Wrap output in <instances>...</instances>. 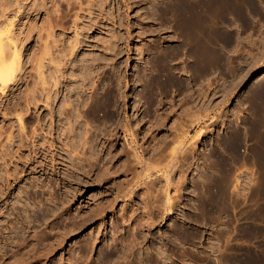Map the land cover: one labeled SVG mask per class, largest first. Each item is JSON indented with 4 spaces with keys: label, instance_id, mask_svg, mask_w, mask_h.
I'll return each instance as SVG.
<instances>
[{
    "label": "rangeland",
    "instance_id": "rangeland-1",
    "mask_svg": "<svg viewBox=\"0 0 264 264\" xmlns=\"http://www.w3.org/2000/svg\"><path fill=\"white\" fill-rule=\"evenodd\" d=\"M16 1L24 7L21 14L16 6L10 11L9 29L13 36L19 37L18 43L24 45L21 75L26 76L25 82L12 91L0 93V234H4L3 239L11 237V243L15 239L20 241L22 246L19 253H16L18 248L7 247L8 256L11 254L13 258L6 257L5 263L27 264L25 260L30 258L32 262L36 256L31 251L38 244L37 250L45 252L42 251L43 256L42 252L38 253L39 259L33 260L34 264H264V98L255 96L254 83L264 75V0H57L62 19L58 21L63 22V27L56 29L58 43L52 44L56 49L51 53L65 78L58 74L62 85L58 94L53 93L52 97L58 96L52 99L50 107L42 101L36 110L32 106L33 111L28 112L32 128L44 125V130L39 131V145L35 144L40 149L35 171L34 165L23 168L28 155L34 154L29 152L30 148L33 151L31 146L20 147L19 115L27 112L17 111L25 106L26 93L33 91L36 96L41 93L37 83L41 45L36 39L41 17L34 10L38 5L42 9L39 3L43 1ZM51 1L45 0L50 10ZM27 9H34L30 21L25 18ZM192 11L201 26V41L200 45L191 43L187 48L196 53V56L192 54L196 58L183 53L176 57L173 50L185 42L181 30L191 26L188 13ZM29 25L33 30L35 27L32 34L27 30ZM154 58L160 59L164 67L154 63ZM85 59L91 78L86 80L85 88L74 90L82 85L80 67ZM46 64L48 81L52 84L55 65ZM169 76L174 80L171 90L164 84ZM154 79L164 85L154 83ZM67 85H73L69 92ZM96 91L110 92V96L118 94L115 97L122 99H116L117 103L107 111L105 119L101 118L100 124L80 117V125L77 112L76 118L69 119L67 115L69 121L65 119L61 111L66 108L60 109L63 105L67 109L70 105L81 109L79 103ZM77 93L84 97H76ZM72 102L79 103L76 106ZM115 112L116 121L108 117V114L115 116ZM28 113L25 118L30 117ZM213 117L219 119L212 126L209 123ZM73 120L78 123L75 121L71 126ZM219 121H224L221 131ZM125 123L130 125L133 135L123 133ZM97 126L118 133L113 143L108 134L99 137L97 149L102 151H98V165L102 171L103 167L114 170L124 159L128 169L124 164L125 168L115 167L119 172L113 175L114 181L122 183L121 189L135 178L132 190L130 186L124 188L127 192L119 194V186H114L113 180H104L100 167L89 172L86 163L85 167L77 168L76 162H72L73 142H79L80 145L74 142V146L82 149L85 132ZM70 128L76 132L73 134ZM213 128L217 129L216 133L211 132L203 141L196 140L201 130L209 132ZM11 129L16 139L8 143L4 139ZM165 138L168 148L160 153L161 140ZM51 142L58 147L49 150L58 156L56 172L51 169V153L47 150ZM110 144L114 155L118 152L128 155L111 158ZM134 150L139 152L140 162L130 154L134 155ZM125 156L127 159L130 156L129 161ZM41 161L48 168L41 167ZM229 168H232V183L226 190L223 182ZM130 190L134 192L128 195ZM26 191H29L27 199ZM166 191L173 205L171 214L165 210ZM101 201L104 204L99 206ZM105 204L113 207L105 208ZM141 219H147L150 226L144 221V230L137 225L139 229L134 231L132 226L136 227L135 222ZM14 229L21 235L20 239L15 238ZM4 240L0 246L7 244ZM14 257L20 260L14 262Z\"/></svg>",
    "mask_w": 264,
    "mask_h": 264
},
{
    "label": "bare ground",
    "instance_id": "bare-ground-1",
    "mask_svg": "<svg viewBox=\"0 0 264 264\" xmlns=\"http://www.w3.org/2000/svg\"><path fill=\"white\" fill-rule=\"evenodd\" d=\"M43 2H41L40 1V3L39 4H42L43 5V7H42V9H38V7H39V5L38 4H36V5H38L37 7H35V10H34V12L36 13V15L38 16V17H41V21H40V28L38 29V37L36 36V39L38 38L39 40V42H40V44L39 45H41V49H40V47H39V49L41 50V53L39 54V61H38V63H39V65H38V63H37V65H38V76H39V78L37 77V83H38V81H39V85H40V91H39V97L38 96H36V92L35 93H33V91L30 93V92H28V93H26V95H25V106H24V108H26V109H24V108H21V107H23V106H19L20 107V109H19V112L17 111V113H24L25 111L28 113L31 109H32V106H34V110H36V106H38V104H40V102H41V104H42V101L44 102L43 103V105L45 104L47 107H50L51 105H50V103H51V101H52V99H56V96H58V95H56V96H53L52 97V95H53V93L55 94H58L59 92H60V89L58 88L59 86H61L62 85V83H61V80L59 79V78H61V77H64V73L63 74H60V73H62V70L60 69V66H59V64L58 63H56V59H54V57H52V50H53V48L54 49H56L55 48V46L53 47V45L52 44H56V43H58V38H57V34H59L57 31H56V29H62V24L61 23H63V22H60V20H62V19H60V13H61V10H60V6H61V4L58 6L57 5V0H53V1H51V3L53 4V6H51L52 8V10H50V8L48 9V8H46V6H47V4L45 3V0H42ZM19 2V1H18ZM16 0L15 1H13V2H11V0L9 1V0H1L0 1V93L1 94H4V93H6V92H9V91H12L13 90V88L14 87H17V86H19V84H22L23 82H25V78H23V77H25L24 75H21L22 74V66H21V64H22V51H23V44L22 43H18V41H19V37H15V36H13V34H11V32H10V30L11 29H9V27L11 26V23L8 21V19H9V13H10V11H12L13 10V8L16 6L18 9H17V12L19 13V14H21V10H22V8L24 7L23 5H21V4H19ZM46 2H47V0H46ZM21 3V2H20ZM59 4V3H58ZM19 5H21L20 7H19ZM69 5V4H68ZM15 7V8H16ZM22 7V8H21ZM33 7V8H34ZM67 7H69V6H67ZM37 8V9H36ZM40 8V7H39ZM69 9V8H68ZM67 9V10H68ZM129 9H130V6H129ZM28 10V9H27ZM32 10V11H33ZM30 9L28 10V11H26V12H28V13H26V15H25V10L23 11V13L22 14H24L25 15V18L26 19H28L29 21L31 20V16H32V13H34V12H32ZM197 12H198V10H197ZM196 12V13H197ZM194 13L195 12H190V13H188V15H189V18H190V22H191V26L189 27V28H185L184 30H181V34H183V35H181L183 38H184V43L179 47V48H176V49H174L173 51V55H174V53H176V57H177V55L179 56V55H181L182 53L183 54H185L186 56H189L190 57V55H191V57H194V58H196L195 56H196V53L195 52H192V50L191 49H188L187 48V46H188V44L189 45H191V43H194L195 45H200V39H201V30H200V27L201 26H199V22L197 23L196 22V19H197V17H196V19H195V16H194ZM199 13V12H198ZM198 16H200V13H199V15ZM35 17V16H34ZM194 17V18H193ZM201 17V16H200ZM199 17V18H200ZM1 18L2 19H6L5 21H2L1 20ZM58 19H60L59 21H58ZM194 19H195V21H194ZM201 20V19H200ZM199 20V21H200ZM201 22V21H200ZM13 25V24H12ZM201 25V24H200ZM28 27H30V28H27V30L28 31H31V34H32V31H33V33H34V31H35V27H34V30H33V26H28ZM203 31V30H202ZM27 35H28V33H26ZM155 36V35H154ZM214 36V35H213ZM212 36V37H213ZM212 37H211V39H212ZM188 38V39H187ZM187 40H189L190 41V43H187ZM38 43V42H37ZM214 43V42H213ZM211 45H212V43H211ZM196 46V47H197ZM213 46V45H212ZM57 47V46H56ZM213 47H211L210 48V50L212 49ZM73 49V48H72ZM74 50V49H73ZM186 50V52H184ZM212 50H214V49H212ZM158 51V50H157ZM156 50L154 51V52H157ZM188 51V52H187ZM162 52V51H161ZM210 52V54H212L213 55V53L211 52V51H209ZM214 52V51H213ZM159 53V52H158ZM157 53V54H158ZM193 53H195L194 55H192ZM161 54V53H160ZM163 54H167V53H163ZM163 54L162 55H160V56H163ZM156 55V54H155ZM158 57V56H157ZM156 57V58H157ZM86 58V57H85ZM161 58V57H160ZM213 58H214V56H213ZM212 58V59H213ZM155 59V58H154ZM165 59V58H164ZM163 59V60H164ZM198 59V58H197ZM87 60H88V58H87ZM87 60L85 59V61L83 62V60H82V62H80V64L82 63V66L80 67V68H82V70H80L81 72L83 71L84 73H85V75H83L84 73H81L80 72V75L82 76V78L83 79H80L81 81L80 82H82V85H81V87H79L80 85H76L75 84V82H74V84L77 86V87H74V90H75V88H76V90H78L77 88H82V87H84L85 86V83H86V80H88L89 81V79L91 78V76L89 77L88 76V74L90 75L91 73L89 72V71H86V67L89 65V63L87 62ZM156 61L154 62V63H156L157 65H159L160 66V64H161V61H160V59H155ZM163 60H162V63H163ZM167 61H168V59H166ZM196 60V59H195ZM165 61V60H164ZM197 61V60H196ZM47 62H49V63H51V64H54L55 65V77H54V75H53V78H55V81L54 82H52V84H50L49 83V81H48V76H47V74H46V67H47ZM167 63V62H166ZM68 65V64H67ZM66 65V66H67ZM162 65V64H161ZM164 65V64H163ZM162 65V66H163ZM75 66H76V64H75ZM168 66V65H167ZM166 66V67H167ZM68 67V66H67ZM79 67V66H78ZM98 67H100V66H98ZM155 67V66H154ZM164 67V66H163ZM76 68H77V66H76ZM156 68H158V66L156 67ZM169 68V66L166 68V69H168ZM155 69V68H154ZM165 69V70H166ZM114 70H115V68H114ZM157 70H159V69H157ZM157 70H156V72H157ZM161 70H163L164 71V68L163 69H161ZM155 71V70H154ZM166 71H168V70H166ZM170 71V70H169ZM89 72V73H88ZM165 72V71H164ZM164 72H162L161 71V74L160 75H163V73ZM75 73H76V71H75ZM75 73H74V71H73V74L75 75ZM158 73H159V71H158ZM172 73V72H171ZM58 74H60V76L61 77H59V75ZM157 74V73H156ZM169 75H170V73H168ZM167 74V75H168ZM72 75V74H71ZM71 75H68V74H66V76H71ZM172 75V74H171ZM73 76V75H72ZM155 76H157V75H155ZM154 76V77H155ZM159 76V75H158ZM157 76V77H158ZM261 76V75H260ZM157 77H156V80H157ZM161 77V76H160ZM65 78V77H64ZM168 78V79H167ZM167 78H165V81H166V83L164 82V84H167V87L169 88L170 87V89L169 90H171V86H172V83H173V81H172V77H167ZM29 79V78H28ZM63 79V78H62ZM68 79H69V77H68ZM67 79V80H68ZM158 79H159V77H158ZM160 79H162V78H160ZM159 79V80H160ZM264 79V75H262L261 77H258L257 79H255V84L257 85V87H256V93H255V96L257 95L258 97H260V99L261 98H264V85H263V83L261 84V82H263L262 80ZM27 80V79H26ZM64 80V79H63ZM62 80V81H63ZM153 79H151V81H152ZM155 80V79H154ZM156 80L154 81V83L156 82ZM158 80V81H159ZM69 81V80H68ZM151 81L149 80V83H151ZM162 81V80H161ZM164 81V80H163ZM64 82V81H63ZM77 82H79V81H77ZM79 82V83H80ZM119 82V81H118ZM142 82H143V80H142ZM67 83V82H66ZM87 83H89V82H87ZM120 83V82H119ZM153 83V82H152ZM157 84L158 83H160L161 84V82H156ZM72 84V83H71ZM156 84V85H157ZM159 84V85H160ZM162 84H163V82H162ZM161 84V86H163ZM178 84V83H177ZM181 84V83H180ZM17 85V86H16ZM39 85H38V87H39ZM74 85V86H75ZM119 85V84H118ZM155 85V84H154ZM157 86V88L158 87H160V86ZM174 85V84H173ZM51 86V87H50ZM68 86V85H67ZM73 86V85H72ZM72 86L70 87V86H68V87H70V89H68V87H66L67 89H68V92H69V90H71V88H72ZM150 86V85H149ZM178 86V85H177ZM155 86H152V88H154ZM173 87V86H172ZM175 87H176V85H175ZM180 87V86H179ZM85 88V87H84ZM156 88V89H157ZM161 88V90H163V88L162 87H160ZM73 89V88H72ZM83 89V88H82ZM155 89V88H154ZM158 90V89H157ZM160 90V91H161ZM168 90V89H167ZM73 91V90H72ZM72 91H70V93L72 92ZM151 91H153L154 92V90H151ZM160 91H158V92H160ZM153 92H151L152 94H151V96L153 95ZM164 92V91H163ZM165 92H166V89H165ZM164 92V94H166ZM168 92V91H167ZM72 93H74V92H72ZM81 93V92H80ZM155 94H156V92H154ZM160 93H162V91L160 92ZM170 93V92H169ZM69 94V93H68ZM74 94H76V93H74ZM73 94V95H74ZM168 94V93H167ZM70 95V94H69ZM112 95L113 94H111V96H110V92H108V93H106V91H105V93H98L97 91L96 92H93L92 93V95H91V97L90 96H87V98H86V96H85V101H84V99H83V101H81L82 103H79V104H81L82 106H83V110H82V106H81V109H76V107L74 106V107H71V106H73V105H70V106H68V109H67V107H66V105L64 106L63 105V108L61 107L60 109H62V110H64V107L66 108V111H61V113L62 112H64V113H62L63 115L65 114L66 115V117H67V115H68V117H69V119L72 117L73 118V116H74V114L77 112L78 113V116H76V117H78V120L80 119V117L82 118V120H83V118H85V119H87L86 121H88V122H90V120H91V122H97V123H101L102 122V120H101V118L102 119H105V116L107 115V111H111L112 110V107H113V105H115L116 103H117V101L118 100H120V99H122V96H121V98L120 99H118V98H116L117 96H118V94H115V95H113V97L114 98H112ZM117 95V96H116ZM119 95H121L120 93H119ZM123 95V94H122ZM68 96V95H67ZM71 96V95H70ZM70 96H68V97H70ZM77 96H80L79 95V93H77V95H76V97ZM82 96L84 97V95L82 94L80 97L82 98ZM116 96V97H115ZM55 97V98H54ZM68 97H65V98H68ZM75 97V98H76ZM88 97H90V99L88 98ZM80 98V99H81ZM71 99H72V97H71ZM78 99V98H77ZM88 99V100H87ZM116 99H118L117 101H116ZM68 100H69V98H68ZM68 100H66L67 102H70V101H68ZM79 100V99H78ZM77 100V101H78ZM124 100V99H123ZM74 101H76V100H74ZM80 101V100H79ZM67 102H65L66 104H67ZM23 103V104H24ZM72 103H74V102H72ZM72 103H70V104H72ZM77 102H75L74 103V105L76 104V106H77V104H78ZM122 103V102H121ZM50 105V106H49ZM67 105H69V104H67ZM120 105V104H119ZM47 107H46V109H47ZM69 107H70V109H69ZM79 107V106H78ZM77 107V108H78ZM121 107V106H120ZM119 108V107H118ZM122 108V107H121ZM18 109V108H17ZM16 108H15V110H17ZM41 109V108H40ZM39 109V110H40ZM51 109V108H50ZM52 110V109H51ZM115 110H117L116 108H115ZM120 110V109H119ZM31 111H33V110H31ZM38 111V110H37ZM121 111H122V109H121ZM121 111H119V114H120V112ZM52 112V111H51ZM112 112H114V110L112 111ZM118 112V111H117ZM27 113L24 115V114H20L19 115V121L18 122H20V125H21V133H22V136H21V140H20V147H24L25 148V146H26V148H29L30 146L33 148V151H32V149L30 148V150H29V152H33V154H34V156H32V154L30 155H28V158H27V160H26V162H25V164L22 162V165H23V168L25 169V168H27L26 167V165L27 166H29V165H31V166H33L34 165V171H35V163H37V165H39L38 163V155H39V152H40V149L39 148H37V146L35 145L36 143L38 144V139H39V137H40V132L39 131H43L44 130V128H43V126L41 127V126H38V127H33L32 128V125H30V119H32L31 118V115H30V117H28V118H25L24 116H26L27 115ZM59 113H60V110H59ZM101 113H102V115H101ZM116 113V112H115ZM104 114V115H103ZM123 114V113H122ZM63 115H61L62 117H64ZM108 115H110V116H108V117H110V119L111 120H115V118L117 119V117H116V115H118L117 113L115 114V116H112V114H108ZM114 115V114H113ZM102 116H104V118L102 117ZM33 117V116H32ZM68 117L67 118H65V119H67L68 120ZM75 117V116H74ZM75 117V118H76ZM212 117V116H211ZM24 118L26 119V122H25V124H24ZM59 118H60V114H59ZM71 118V119H72ZM206 118H208V117H206ZM205 118V119H206ZM210 118V117H209ZM218 118V117H217ZM217 118L215 119L214 117L211 119V121H210V125H215L216 123H217ZM60 119H62V118H60ZM219 119V118H218ZM78 120H75V121H77V123H78ZM204 120V119H203ZM32 121V120H31ZM38 121H41V120H38ZM60 122H61V120H59ZM69 121V120H68ZM71 121V120H70ZM74 121V120H73ZM72 122V123H70V122H68L67 123V121H66V123L67 124H71V126H72V124H75L76 122ZM116 121V120H115ZM200 121V120H199ZM208 121V120H207ZM65 121L63 120V123H64ZM220 122V121H219ZM224 122V121H223ZM219 123L218 125H219V130L221 131V129L223 128V126L224 125H222V124H224V123ZM79 123H80V120H79ZM86 124H87V122H85ZM99 123V124H100ZM198 123H200V122H198ZM206 123V122H205ZM32 124V123H31ZM38 124H39V122H38ZM40 124H43V123H40ZM65 124V123H64ZM63 124V125H64ZM70 124H69V126H70ZM83 124V123H82ZM60 125H62V124H60ZM79 125V124H78ZM78 125H77V128H78ZM80 125H81V123H80ZM88 125V124H87ZM90 125V124H89ZM226 125V124H225ZM70 126V127H71ZM124 126V131H123V133H125L127 136H131V135H133L132 133H131V130L129 129V126L130 125H128V124H126L125 123V125H123ZM217 126V125H216ZM76 127V126H75ZM106 127V126H105ZM81 128V127H80ZM118 128V127H117ZM69 129V128H68ZM71 129V128H70ZM74 130H75V128H73ZM86 130H87V128H86ZM121 130H123V127H122V129ZM208 130V129H207ZM204 131V130H201L200 132H199V134H198V136H196V140L197 141H203V139L207 136V135H209L211 132H213V131H215V133L217 132V129L216 128H213V129H210L209 130V132L208 131ZM9 131V130H8ZM70 131H72V129L70 130ZM81 131V130H80ZM114 131H115V129H114ZM114 131H108V129L107 128H104V129H102L101 128V126H97V127H93V128H88V130L85 132V137H83V135L81 134V132H79L80 133V136L81 137H83L84 138V141L82 142V149L80 148V143L79 142H75L76 143V145L79 143V147L78 148H80L81 150H78L77 149V147H75L74 145V142H73V140H72V142H73V150H71L70 152V154H72V156H73V154H75L74 156H73V158H74V160L72 161L73 163H74V161L76 162V165L75 166H77V168H81V166L83 165L84 166V164L86 163L88 166V168H90V169H88V171L89 170H91L92 172L95 170V169H97L98 167H100L99 165V163H100V157H99V155H98V151L99 150H101L100 148H99V150L97 149V142H98V139H99V137L100 136H103V133H105L104 135H109L111 138L110 139H113L111 142L113 143L115 140H117V138H118V133H114ZM14 131H12V129H11V131L10 132H8L7 133V136H6V138L4 139L6 142H8V143H12L15 139H16V136H15V134L13 133ZM45 132V131H44ZM73 132V131H72ZM74 132H76V130L74 131ZM74 132H73V134H74ZM117 132V131H116ZM78 132H77V134H79ZM83 133H84V131H83ZM6 134V133H5ZM70 134H71V132H70ZM76 134V135H77ZM42 136V135H41ZM79 136V135H78ZM78 137V139L80 140V138L81 137ZM125 136V135H124ZM126 136V137H127ZM23 137V138H22ZM74 137V136H73ZM73 137H71V139H75V138H77V137H75V138H73ZM134 137V136H133ZM82 138V139H83ZM102 138H104V137H102ZM3 140V141H4ZM54 140V139H53ZM78 140V141H79ZM128 140V139H127ZM126 140V138H125V143L126 142H128ZM2 141V140H1ZM2 141V142H3ZM5 141H4V144H5ZM108 140L106 139V142H107ZM1 142V144H3ZM70 142H71V140H70ZM72 142H71V147H72ZM130 142V141H129ZM231 142V141H230ZM233 142V141H232ZM258 142V141H257ZM33 143V144H32ZM52 143V144H51ZM50 143V147H49V149H47L48 150V152H50L49 150L51 149L52 151L53 150H57L58 149V147L56 146L57 144H55V142H51ZM132 143H134V140H133V138H132ZM168 143L169 142H167V138H165V139H162L161 140V152L160 153H162V152H164L167 148H168ZM7 144V143H6ZM30 144H32V145H30ZM103 144H105V143H103ZM231 144V143H230ZM39 145V144H38ZM44 145V144H43ZM42 145V146H43ZM67 145V144H66ZM106 145V144H105ZM105 145H103V146H105ZM108 145V144H107ZM113 145V144H112ZM111 144H110V146H111V148L109 149L110 150V156H111V158H117L118 156H117V154L119 155L120 153L118 152L117 154H115L114 155V153H112V148H113V146H112ZM231 145H233V144H231ZM68 146H70V145H68ZM68 146H66L67 147V150H68ZM102 146V147H103ZM109 146V147H110ZM128 146V145H127ZM130 146V145H129ZM41 147V146H40ZM64 147H65V145H64ZM108 147V146H107ZM76 148V149H75ZM130 148V147H129ZM116 149V148H115ZM132 150H133V148H131ZM66 150V151H67ZM105 150H106V148H105ZM126 150V149H125ZM27 151V150H26ZM42 151V150H41ZM44 151H45V149H44ZM69 151V150H68ZM102 151V150H101ZM131 151V150H130ZM59 152V151H58ZM108 152V151H107ZM115 152V151H114ZM123 152H124V150H123ZM43 153V152H42ZM51 153V164H52V170H53V172H56L57 170V166H56V164L58 163H56V158H58V156L57 155H55L54 153H56V152H50ZM49 153V154H50ZM69 153V152H68ZM101 154H102V152H100ZM125 153H126V151H125ZM139 152H137L136 150H134V155H133V153H130V154H132V157H134L135 158V160H137L138 162H140V159H141V157L139 156V154H138ZM41 154V153H40ZM46 154H48V153H46ZM46 154H44V157H45V155ZM58 154V153H57ZM90 154H91V156H90ZM127 154V153H126ZM126 154H124V155H126ZM120 155H123V154H120ZM123 155V156H124ZM128 155V154H127ZM71 156V155H70ZM101 156V155H100ZM104 156H107V154L106 155H104ZM49 158H50V156H48ZM47 157V158H48ZM130 157V156H129ZM129 157H128V159L126 158V156H125V158H126V160H128L129 161ZM17 158H19V157H17ZM102 158V157H101ZM104 158V157H103ZM109 158V157H108ZM110 158V159H111ZM21 160H22V157L20 158ZM26 159V158H25ZM44 159V158H43ZM106 159H107V157H106ZM45 160V159H44ZM46 160H48V159H46ZM102 160V159H101ZM23 161H25V160H23ZM37 161V162H36ZM112 161V160H111ZM111 161H109V162H111ZM122 161L124 162L125 160L124 159H122ZM127 161V163H129ZM136 161V162H137ZM102 163H103V161H101ZM114 162V161H113ZM112 162V163H113ZM122 162V164L121 165H119L118 167H120V166H123V163ZM137 162V163H138ZM45 163H47V161L45 162ZM101 163V164H102ZM48 164V163H47ZM99 164V165H98ZM107 164H109V163H107ZM139 164V163H138ZM40 165H41V167H44L45 169L46 168H48V166L46 165V164H44V162L43 161H41L40 162ZM49 165V164H48ZM105 165V163L103 164V166ZM124 165H126V169H128V166H129V164H128V166H127V164H126V162H125V164ZM78 166H80V167H78ZM106 166V165H105ZM109 166H111V163H110V165ZM30 167V166H29ZM28 167V168H29ZM40 167V166H39ZM85 167V166H84ZM102 167V166H101ZM100 167V171L101 172H103L104 173V180L106 179V180H113L114 181V177L115 176H113V175H116V173L117 172H119L118 170H116V168L115 167H117V166H112V167H114V170H112V169H110L109 167L108 168H106V167H103V170L104 171H102L101 168ZM117 167V168H118ZM37 168V167H36ZM43 168V169H44ZM123 168H125L124 166H123ZM122 167H121V172H122V169H123ZM30 169V168H29ZM39 169V168H38ZM75 169H76V167H75ZM82 169H83V167H82ZM85 169V168H84ZM16 170V169H15ZM15 170H14V173H15ZM18 170V169H17ZM31 171H32V168L30 169ZM59 170V169H58ZM21 171L22 172H24L22 169H21ZM37 171V170H36ZM49 171V170H48ZM87 171V170H86ZM87 171V172H88ZM117 171V172H116ZM126 171V170H125ZM8 172V171H7ZM10 172V171H9ZM8 172V173H9ZM17 172V171H16ZM26 172V171H25ZM24 172V173H25ZM52 172V173H53ZM90 172V171H89ZM91 172V173H92ZM27 173V172H26ZM25 173V174H26ZM103 173L101 174V175H103ZM227 177L225 178V181L223 182V186H224V188L227 190L229 187H230V185H231V175H232V168H229L228 170H227ZM19 174V173H18ZM18 174H15L16 175V177L18 176ZM66 174H68V173H66ZM120 174V173H119ZM118 174V175H119ZM15 175H14V177H15ZM21 175V172H20V174H19V176ZM8 176H10V174L8 175ZM24 176V175H23ZM113 176V177H112ZM138 176V175H137ZM11 178H12V176H10ZM22 177V176H21ZM9 178V177H8ZM10 178V179H11ZM17 179V178H16ZM15 179V180H16ZM9 180V179H8ZM52 180V179H51ZM103 180V181H104ZM10 181V180H9ZM102 182V181H101ZM115 182V181H114ZM114 182L113 183H111V184H114ZM117 182V181H116ZM115 182V183H116ZM119 182V181H118ZM117 182V183H118ZM50 183H52V181L50 182ZM116 183V185L114 184V186H116L117 188H118V186H119V188L117 189L118 191L117 192H119V194H121V193H123L126 189H124V188H129L130 186V188H131V190L133 189V188H135V185H136V182H135V178L132 180V183H128L127 185H128V187L125 185V186H123L121 189H120V187L122 186V185H119V184H122V183H119V184H117ZM110 184V183H109ZM110 184V185H111ZM9 186L11 187V185L9 184ZM9 187V188H10ZM110 187H112V186H110ZM40 188V187H39ZM41 189V188H40ZM119 189H120V191H119ZM130 190V192L128 193V195L129 194H132L134 191H131ZM168 190V189H167ZM129 191V190H128ZM22 193H23V195H24V192H23V190L21 191ZM27 192V191H26ZM25 192V193H26ZM29 192V191H28ZM28 192L26 193V195H25V197L27 196V194H28ZM125 192H127V190L125 191ZM32 193V192H31ZM30 193V194H31ZM166 193H167V197H166V203L164 204L165 205V210L169 213V214H171L172 212V209H173V205L171 204V198L169 197V192L168 191H166ZM1 194V193H0ZM29 195V194H28ZM1 196H2V194H1ZM24 197V198H25ZM29 197V196H28ZM226 197V196H225ZM3 198V197H2ZM26 199H27V197H26ZM102 199V198H101ZM117 202V201H116ZM100 203H102V201L101 202H99V206H101L100 205ZM102 204H104V202L102 203ZM110 205V204H109ZM108 205V206H109ZM107 206V204H105V208L106 207H108ZM110 206H112V205H110ZM113 207V206H112ZM97 209H98V207H96ZM101 208V207H100ZM100 208H99V212L101 211L100 210ZM104 207H102V209H103ZM96 209V210H97ZM110 209V208H109ZM108 209V210H109ZM16 210V209H15ZM14 210V211H15ZM105 211H106V209H104ZM111 210V209H110ZM104 211V212H105ZM97 211H95V213H96ZM102 213H103V210H102ZM101 214V213H100ZM100 214H98V212H97V216H100ZM125 217V216H124ZM127 218H128V216H126ZM57 218V217H56ZM59 218V217H58ZM129 218H131V216H129ZM122 219H123V217H122ZM122 219H121V221H122ZM145 219V218H144ZM144 219H141V220H139V222H135L134 220V222H135V226L137 227V225H139L138 227H142V229L141 230H144V228H143V226L145 225L144 223L146 222V224H148L149 223V221L147 222V219L146 220H144ZM54 220H55V217H54ZM125 220H126V218H125ZM130 220V219H129ZM127 221H128V219H127ZM145 221V222H144ZM52 223H53V220L51 221ZM130 222V221H129ZM51 223V224H52ZM119 223V222H118ZM24 224V223H23ZM116 224V223H115ZM50 225V224H49ZM118 225V224H117ZM117 225H115V226H117ZM149 225V224H148ZM148 225H146V226H148ZM53 226H55V224L53 225ZM150 226V225H149ZM136 227H134V226H132V229L134 228V231L135 230H138L139 228L137 227V229H135ZM16 228V227H15ZM148 228V227H147ZM0 231H2V229L0 230ZM13 231V230H12ZM14 231H16L15 229H14ZM13 231V232H14ZM133 231V233H136V232H138V231H136V232H134ZM12 232V233H13ZM141 232V231H140ZM17 235H16V237H15V235L13 236V237H15V238H19L21 235L16 231L15 232ZM139 233V232H138ZM2 234V235H1ZM0 234V244L1 243H3V240L4 239H6V242H7V244L5 243V246H0V247H2V248H0V259L1 260H3V262L1 261L0 262V264H6L5 263V259H6V257H8V259L11 257V254H10V256H8L9 255V252H10V250H8V248L7 247H13V248H18L17 250H18V252H16V253H19L21 250H19V247L21 248V244H19L20 243V241H19V243L18 242H16V239H15V241H12V243H11V240L10 239H12L11 237H9V238H6V236H5V238L3 239V237H4V234L3 233H1ZM140 234V233H139ZM20 235V236H19ZM135 235H137V233L135 234ZM21 238V237H20ZM19 238V239H20ZM13 240V239H12ZM23 240V237H22V239H21V241ZM4 242H5V240H4ZM8 242H10V243H8ZM23 242V241H22ZM41 242V241H40ZM24 243V242H23ZM39 243V242H38ZM4 244V243H3ZM2 244V245H3ZM41 244V243H40ZM24 245L25 244H23V248H26V246L24 247ZM35 245H38V244H34V246H33V250L31 251V253L33 252V254H34V256H36V258H38L37 256L39 255L38 253H41L42 251H44L45 252V250H42L41 252H39L37 249L38 248H36L37 246H35ZM41 246L42 245H40V248H41ZM35 247V248H34ZM43 249V248H42ZM16 250V251H17ZM23 250V249H22ZM13 251H15V250H12V255L13 256H15L16 255V253H15V255L13 254ZM29 251V250H28ZM29 251V252H30ZM31 253H29V254H31ZM46 253H48V252H46ZM28 254V253H27ZM18 255V254H17ZM42 256H43V252H42V254H41ZM40 255V256H41ZM32 256V255H31ZM39 256V257H40ZM45 256H47V254L45 255ZM16 257V256H15ZM14 257V258H15ZM20 257V256H19ZM22 257V256H21ZM23 257H25L24 255H23ZM11 258H13V257H11ZM10 258V259H11ZM18 258V257H17ZM17 258H15V261L14 262H16V261H18V260H20V259H17ZM29 258V257H28ZM27 258V259H28ZM36 258L34 259L33 258V260H36ZM17 259V260H16ZM31 259V258H30ZM29 259V260H30ZM39 259V258H38ZM37 259V260H38ZM21 260H22V258H21ZM25 259L23 258V261H24ZM27 261V260H25L26 261V263L27 264H34V263H32L33 262V260H32V262L31 261ZM23 261H21V262H23ZM19 262V261H18ZM18 262H16V264L18 263ZM35 262V261H34ZM37 262H39V261H37ZM24 263V262H23ZM10 264V263H9ZM25 264V263H24Z\"/></svg>",
    "mask_w": 264,
    "mask_h": 264
}]
</instances>
